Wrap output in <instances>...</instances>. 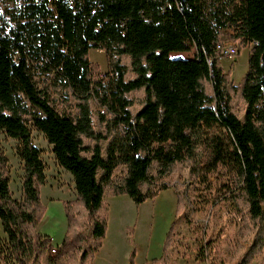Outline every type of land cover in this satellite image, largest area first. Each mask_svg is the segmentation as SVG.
Masks as SVG:
<instances>
[{
  "label": "trees",
  "instance_id": "trees-1",
  "mask_svg": "<svg viewBox=\"0 0 264 264\" xmlns=\"http://www.w3.org/2000/svg\"><path fill=\"white\" fill-rule=\"evenodd\" d=\"M223 28L251 43L236 84L220 64ZM190 44L193 56H170ZM89 48L106 54L99 79ZM92 99L103 113L92 115ZM197 121L225 132L217 139L227 141L235 174L226 194L243 212L239 234L248 240L233 247L231 264H250L264 248V0H2L0 129L19 140L23 161L16 199L0 147V224L14 263L89 264L107 228L105 194L139 204L169 188L170 145L190 158ZM30 125L52 145L76 191L64 201L66 231L53 254L50 236L36 227L45 172ZM173 192L179 214L186 186L174 184ZM173 227L174 220L151 264H170ZM135 253L132 243L127 264Z\"/></svg>",
  "mask_w": 264,
  "mask_h": 264
},
{
  "label": "rangeland",
  "instance_id": "rangeland-1",
  "mask_svg": "<svg viewBox=\"0 0 264 264\" xmlns=\"http://www.w3.org/2000/svg\"><path fill=\"white\" fill-rule=\"evenodd\" d=\"M232 34L231 28H223L220 31L224 54L220 57V64L236 84L247 69L246 52L251 43L243 45L238 38H233ZM194 53L195 48L190 44L179 56L191 57ZM170 56L178 57L174 54ZM97 57L98 54L92 48L88 58L96 62L94 59ZM123 60L127 63V58L124 57ZM105 71L98 69L94 78L99 79ZM96 105L92 99V115L97 114ZM136 109L135 104L132 110ZM236 111L241 113L238 103ZM189 132L192 139L190 158H187L179 146L174 143L170 145L175 154L176 169L165 178L169 188L160 190L155 197L139 204L134 203L126 194H105L108 211L106 237L102 239V245H106L111 253L114 252L119 257L127 256L133 243L136 256L159 255L165 232L172 220L174 227L171 233L170 264H231L233 247L237 243L242 246L247 244L248 240H244L239 234L243 212L226 194L227 189L234 183L235 174L231 164L232 158L225 151L227 141L224 140L220 144L219 138L217 139V136L225 135L224 130L217 131L197 121L190 127ZM30 133L33 143L40 149L45 172V181L39 188V200L44 206V212L36 227L39 233L50 236L52 247H56L61 243L67 226L64 201L73 199L76 194L73 176L58 164L52 152V145L44 135L31 125ZM0 147L7 159L12 196L20 199L23 175V161L19 156L20 142L0 129ZM174 184L186 186L188 201L179 214L175 213ZM161 207L164 216L157 212ZM136 258L140 260V257ZM0 264H15L1 224ZM250 264H264V248Z\"/></svg>",
  "mask_w": 264,
  "mask_h": 264
},
{
  "label": "crops",
  "instance_id": "crops-1",
  "mask_svg": "<svg viewBox=\"0 0 264 264\" xmlns=\"http://www.w3.org/2000/svg\"><path fill=\"white\" fill-rule=\"evenodd\" d=\"M92 48H89V51ZM95 49L96 53L98 54V57L94 60H96V62L99 64V69L105 71L107 69V60H106V54L104 49L102 48H93ZM250 49V48H249ZM249 49L246 52L247 54V58H248V54H249ZM182 51H171L169 54L170 55H178L181 53ZM90 61H92L89 58ZM121 195H125V194H121ZM120 196V194H119ZM158 213L162 216H164V210L163 207L161 209V211H158ZM163 218V217H162ZM163 220V219H162ZM106 233V232H105ZM150 236V235H148ZM106 236H104L105 238ZM103 238V239H104ZM147 239H149V237H147ZM160 254V253H159ZM159 255H137L135 254L134 257V264H151L150 260L154 257H158ZM136 257H140V260H138V258ZM128 263V255H122L121 257H119V255H117L116 253H111L110 249L106 247V245H102L101 247L94 253V255L91 257V259L89 260V264H127Z\"/></svg>",
  "mask_w": 264,
  "mask_h": 264
},
{
  "label": "built area",
  "instance_id": "built-area-1",
  "mask_svg": "<svg viewBox=\"0 0 264 264\" xmlns=\"http://www.w3.org/2000/svg\"><path fill=\"white\" fill-rule=\"evenodd\" d=\"M105 111L104 106L97 104L96 105V113H103ZM56 247H51L49 252L53 254L55 252Z\"/></svg>",
  "mask_w": 264,
  "mask_h": 264
},
{
  "label": "bare ground",
  "instance_id": "bare-ground-1",
  "mask_svg": "<svg viewBox=\"0 0 264 264\" xmlns=\"http://www.w3.org/2000/svg\"><path fill=\"white\" fill-rule=\"evenodd\" d=\"M161 209H162V207H161ZM161 209H160V210H158V211H161ZM158 211H157V212H158Z\"/></svg>",
  "mask_w": 264,
  "mask_h": 264
}]
</instances>
